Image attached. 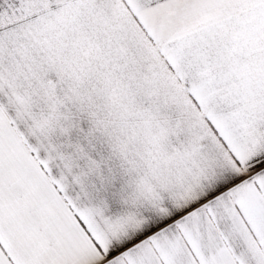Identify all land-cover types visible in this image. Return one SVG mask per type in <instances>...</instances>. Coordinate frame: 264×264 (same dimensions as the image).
<instances>
[{"label": "snow or ice", "instance_id": "snow-or-ice-1", "mask_svg": "<svg viewBox=\"0 0 264 264\" xmlns=\"http://www.w3.org/2000/svg\"><path fill=\"white\" fill-rule=\"evenodd\" d=\"M0 264H264V0H0Z\"/></svg>", "mask_w": 264, "mask_h": 264}]
</instances>
